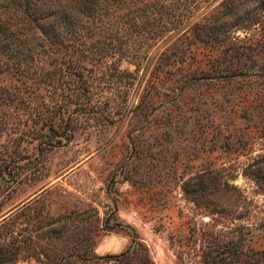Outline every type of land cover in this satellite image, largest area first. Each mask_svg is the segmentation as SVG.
<instances>
[{
	"label": "rangeland",
	"instance_id": "rangeland-1",
	"mask_svg": "<svg viewBox=\"0 0 264 264\" xmlns=\"http://www.w3.org/2000/svg\"><path fill=\"white\" fill-rule=\"evenodd\" d=\"M81 2L0 53V264H264V0Z\"/></svg>",
	"mask_w": 264,
	"mask_h": 264
},
{
	"label": "trees",
	"instance_id": "trees-1",
	"mask_svg": "<svg viewBox=\"0 0 264 264\" xmlns=\"http://www.w3.org/2000/svg\"><path fill=\"white\" fill-rule=\"evenodd\" d=\"M82 5L85 4L81 0H0V53L12 49L15 52L18 51L19 44H22L25 37L36 40L40 37L58 38L60 34L53 27L64 26L66 22H70L68 8L80 9ZM26 48L29 51H35L33 48ZM240 55L241 52L235 49L214 75L229 81L234 78L255 76L256 70L252 65L246 64ZM257 99V96L253 94L252 100L256 102ZM234 110L230 109L229 112L233 113ZM192 111L195 115L201 110L193 107ZM236 111H240L242 114L239 116L242 115L244 119H264V110L255 108V105L236 108ZM183 189L187 188L184 186ZM210 264L215 262L212 260Z\"/></svg>",
	"mask_w": 264,
	"mask_h": 264
}]
</instances>
